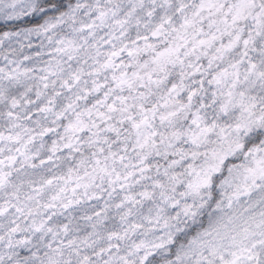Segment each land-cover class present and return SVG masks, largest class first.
<instances>
[{
  "label": "clouds",
  "instance_id": "1",
  "mask_svg": "<svg viewBox=\"0 0 264 264\" xmlns=\"http://www.w3.org/2000/svg\"><path fill=\"white\" fill-rule=\"evenodd\" d=\"M0 264H264V0H0Z\"/></svg>",
  "mask_w": 264,
  "mask_h": 264
}]
</instances>
